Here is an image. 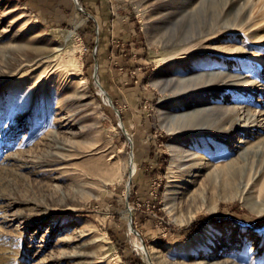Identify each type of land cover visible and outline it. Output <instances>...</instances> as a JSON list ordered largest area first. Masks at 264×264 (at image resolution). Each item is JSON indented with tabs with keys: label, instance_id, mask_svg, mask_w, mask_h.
I'll use <instances>...</instances> for the list:
<instances>
[{
	"label": "rangeland",
	"instance_id": "rangeland-1",
	"mask_svg": "<svg viewBox=\"0 0 264 264\" xmlns=\"http://www.w3.org/2000/svg\"><path fill=\"white\" fill-rule=\"evenodd\" d=\"M262 218L264 0H0V264H264Z\"/></svg>",
	"mask_w": 264,
	"mask_h": 264
},
{
	"label": "bare ground",
	"instance_id": "bare-ground-1",
	"mask_svg": "<svg viewBox=\"0 0 264 264\" xmlns=\"http://www.w3.org/2000/svg\"><path fill=\"white\" fill-rule=\"evenodd\" d=\"M218 76L217 74H215L214 72H208V71H204V72H201V73H199V74H195L194 75V77H193V75L192 76H189V77H187V78H194V80H198V78L199 79H203V80H207V82H209V81H216L217 79H219V78H212L213 76ZM229 77H235V76H233L232 74L231 75H229ZM209 78V79H208ZM186 79V78H185ZM223 82H224V80H222ZM239 81V79L238 80H234L233 82H232V84H236V83H240V81ZM223 92L224 93H227L228 91H226V90H223ZM226 94H222V96H221V98H223V96H225ZM213 98V97H212ZM204 102L205 103H201V105L199 106V108L196 110L198 113H205V115L207 114V116L211 119V117L215 114V111L216 110H219V111H222V110H227V111H230L232 108H231V106H229V102L228 103H226V104H221V103H215L214 105L211 103L212 101H211V97H206L205 99H204ZM41 112H42V110L41 109H38L37 110V112H36V115H34L35 116V118L37 117V116H39L40 114H41ZM245 112V111H244ZM242 114V113H241ZM201 115V114H200ZM198 116V115H197ZM203 117V116H202ZM228 130V129H227ZM232 134V133H231ZM187 151V150H186ZM189 152V151H188ZM187 152V153H188ZM192 153V152H191ZM174 157H176V156H174ZM173 159V158H172ZM198 160V159H197ZM206 163V162H205ZM186 169V168H185ZM169 185H171V184H169ZM171 190H174V191H176V190H178V189H174V188H171ZM178 194V193H177ZM176 193L175 194H173L172 196H174L175 197V195H177ZM170 196V195H169Z\"/></svg>",
	"mask_w": 264,
	"mask_h": 264
},
{
	"label": "crops",
	"instance_id": "crops-1",
	"mask_svg": "<svg viewBox=\"0 0 264 264\" xmlns=\"http://www.w3.org/2000/svg\"><path fill=\"white\" fill-rule=\"evenodd\" d=\"M122 30H119V28H117L116 30H114L113 34H116L117 32H121ZM135 35V33H131V36L133 37ZM114 36V35H112ZM136 36V35H135ZM108 46H110V44H108Z\"/></svg>",
	"mask_w": 264,
	"mask_h": 264
},
{
	"label": "trees",
	"instance_id": "trees-1",
	"mask_svg": "<svg viewBox=\"0 0 264 264\" xmlns=\"http://www.w3.org/2000/svg\"><path fill=\"white\" fill-rule=\"evenodd\" d=\"M235 205H236V204H235ZM211 219H212V218H211ZM263 219H264V218H262L261 220H263ZM212 220H213V219H212ZM196 228H197V227L195 226L193 230H196Z\"/></svg>",
	"mask_w": 264,
	"mask_h": 264
}]
</instances>
